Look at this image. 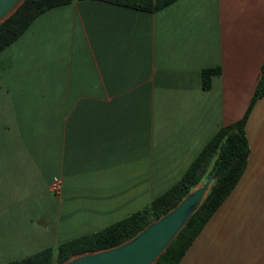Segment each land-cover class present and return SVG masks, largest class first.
Here are the masks:
<instances>
[{
	"label": "crops",
	"instance_id": "1",
	"mask_svg": "<svg viewBox=\"0 0 264 264\" xmlns=\"http://www.w3.org/2000/svg\"><path fill=\"white\" fill-rule=\"evenodd\" d=\"M262 74L264 0L37 15L0 50V264L143 209L243 117ZM244 132L245 169L178 264H264V92Z\"/></svg>",
	"mask_w": 264,
	"mask_h": 264
},
{
	"label": "trees",
	"instance_id": "2",
	"mask_svg": "<svg viewBox=\"0 0 264 264\" xmlns=\"http://www.w3.org/2000/svg\"><path fill=\"white\" fill-rule=\"evenodd\" d=\"M72 0H23L17 9L0 22V50L15 40L40 13ZM139 10H157L173 0H101ZM218 68L201 71L202 86L210 85V75ZM264 92V74L258 80L250 104L240 119L219 128L206 142L182 176L143 209L99 230L44 248L7 264H57L85 251L99 250L132 237L145 225L172 208L193 186L200 183L215 165L208 193L186 224L153 264H178L180 258L211 214L233 189L243 173L249 154L244 132L245 119L254 101ZM211 164V168L208 169Z\"/></svg>",
	"mask_w": 264,
	"mask_h": 264
},
{
	"label": "water",
	"instance_id": "3",
	"mask_svg": "<svg viewBox=\"0 0 264 264\" xmlns=\"http://www.w3.org/2000/svg\"><path fill=\"white\" fill-rule=\"evenodd\" d=\"M23 0H0V22ZM218 165L172 208L114 246L77 253L57 264H153L206 197Z\"/></svg>",
	"mask_w": 264,
	"mask_h": 264
},
{
	"label": "built area",
	"instance_id": "4",
	"mask_svg": "<svg viewBox=\"0 0 264 264\" xmlns=\"http://www.w3.org/2000/svg\"><path fill=\"white\" fill-rule=\"evenodd\" d=\"M52 187H53V189L56 190L58 188V185L56 183H54Z\"/></svg>",
	"mask_w": 264,
	"mask_h": 264
},
{
	"label": "rangeland",
	"instance_id": "5",
	"mask_svg": "<svg viewBox=\"0 0 264 264\" xmlns=\"http://www.w3.org/2000/svg\"><path fill=\"white\" fill-rule=\"evenodd\" d=\"M211 168V164L209 165V167H208V169H210ZM202 182V181H201Z\"/></svg>",
	"mask_w": 264,
	"mask_h": 264
}]
</instances>
